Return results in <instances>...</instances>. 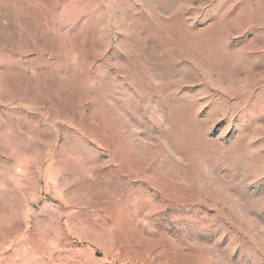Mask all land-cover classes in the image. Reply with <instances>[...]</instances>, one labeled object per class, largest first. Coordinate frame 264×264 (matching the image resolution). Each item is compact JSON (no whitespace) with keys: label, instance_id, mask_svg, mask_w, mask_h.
<instances>
[{"label":"rangeland","instance_id":"374dc122","mask_svg":"<svg viewBox=\"0 0 264 264\" xmlns=\"http://www.w3.org/2000/svg\"><path fill=\"white\" fill-rule=\"evenodd\" d=\"M0 264H264V0H0Z\"/></svg>","mask_w":264,"mask_h":264}]
</instances>
